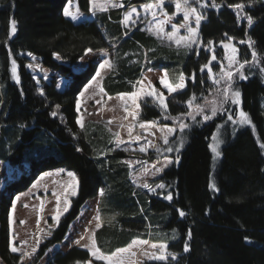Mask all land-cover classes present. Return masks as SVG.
<instances>
[{"label": "trees", "instance_id": "trees-1", "mask_svg": "<svg viewBox=\"0 0 264 264\" xmlns=\"http://www.w3.org/2000/svg\"><path fill=\"white\" fill-rule=\"evenodd\" d=\"M68 1L0 0V160L29 166L0 195L1 261L23 264L9 250L8 217L14 198L41 174L66 168L78 178L77 196L29 264H38L49 247L62 242L83 205L97 196L100 225L94 241L103 255L139 239L163 243L167 255L176 257L142 264H264V0H191L188 8L202 20L199 47L194 49L165 45L141 24L124 28L126 9L159 0H120L124 6L97 12L81 23L64 17ZM78 2L88 14L90 0ZM165 8L173 14L172 6ZM229 39L240 64L251 67L254 58L257 64L245 68L243 78L236 77L237 70L228 79L239 91L241 111L251 125L224 128L221 158L214 167L210 141L225 121L224 112L186 119L188 128L182 133L176 123L215 89L213 79L219 78L224 64L221 44ZM102 51L110 58L101 79L108 96L134 92L147 71H164L173 84L185 78V89L168 96L165 109L152 97L139 103V121L177 131L147 155L149 161L173 160L149 184L164 185L155 194L130 180L127 159L145 156L117 148L116 134L105 122L77 126L76 99L97 64L88 62L80 71L73 68L87 52ZM25 52L70 77L66 88L56 90L52 80L39 91L21 55ZM212 56L216 61L210 63ZM212 181L217 192L211 189ZM88 260L87 251L74 247L57 252L47 264Z\"/></svg>", "mask_w": 264, "mask_h": 264}, {"label": "rangeland", "instance_id": "rangeland-1", "mask_svg": "<svg viewBox=\"0 0 264 264\" xmlns=\"http://www.w3.org/2000/svg\"><path fill=\"white\" fill-rule=\"evenodd\" d=\"M191 0H159L138 8L130 7L124 11L122 24L124 28L134 29L139 24L144 30L155 36L165 45L175 48L194 49L199 47V28L202 20L193 9L188 8ZM166 4L173 7V14H168ZM124 6L120 0H90L89 13L81 11L78 0H69L63 9L64 17L74 23H81L92 19L97 12L112 7ZM224 52V64H221L219 78L213 79L215 89L212 90L204 101L196 106L192 104L191 111L187 116L181 117L176 130L183 132L188 128L186 119L194 120L202 116L207 119L218 112H224L225 121L220 124L214 132L211 141V152L214 167L221 158V148L224 143V128L250 126L248 117L240 108L239 91L228 84L232 73L237 78L244 77V69L255 67V58L251 67L240 64L238 50L232 39L221 44ZM213 50V48H211ZM28 60L27 69L42 91L52 80H55V89L63 91L69 83L70 77L61 76L58 71L44 67L38 57L30 53H22ZM212 56L210 63L215 62ZM88 62L97 64V70L76 101L77 119L76 123L81 128L88 121L105 122L111 131L116 134V146L120 144L123 149L135 148L144 158H128L127 162L141 170L139 173H150L151 178L162 173L172 163L171 158L149 161L148 153L158 150L157 145L166 144L177 132L174 127L158 126L154 122H143L138 120L139 103L146 97L154 100L166 108V98L185 89V78L181 76L176 84L170 81L164 71H147L142 73L134 92L130 94H119L108 96L102 90L101 79L110 68V58L106 52H87L73 68L80 71ZM245 69V70H246ZM209 70V67H208ZM15 71V68H14ZM232 72V73H231ZM264 78V72L261 71ZM209 113V114H206ZM108 121L110 123H108ZM145 129V131H143ZM181 139V138H179ZM136 145V146H135ZM154 147H151L153 146ZM153 150L147 151L148 148ZM146 149V151H144ZM131 152V151H130ZM142 166V167H141ZM149 166V167H147ZM150 166H153L150 168ZM28 164H11L0 160V195L5 192L9 182L15 180L22 174L28 172ZM148 169V170H147ZM58 177L49 178L48 192L42 193L44 181L38 182L32 189L21 192L18 204L9 211V250L21 257V263L29 264L35 257L39 246L50 237L61 219L69 211L71 200L77 196L78 178L75 173L66 168H59ZM147 171V172H146ZM155 181V180H153ZM146 183L153 194L162 191L164 185L157 183L153 186ZM211 189L217 192L212 181ZM146 190V189H145ZM33 196L31 197V195ZM170 200V196H165ZM97 198L91 199L82 207L78 217L70 224L62 242L57 247H49L38 264H47L57 252L66 253L72 248L90 251L89 260L84 264H142L149 261H175L176 257L167 255L166 245L163 243H151L143 240H135L132 245L121 249L112 255H103L96 248L94 233L99 227V218L95 204ZM12 207V206H11ZM96 249V251L93 250ZM0 264H4L0 259Z\"/></svg>", "mask_w": 264, "mask_h": 264}, {"label": "crops", "instance_id": "crops-1", "mask_svg": "<svg viewBox=\"0 0 264 264\" xmlns=\"http://www.w3.org/2000/svg\"><path fill=\"white\" fill-rule=\"evenodd\" d=\"M85 87H86V86H85ZM85 87H84V88H85ZM84 88H83V89H84ZM83 89H82V91H83ZM82 91H81V92H82ZM80 94H81V93H79V95L77 96V98L80 96ZM76 101H77V99H76ZM108 123H110V122L108 121ZM140 123H143V122H140ZM77 126H78V125H77ZM78 127H79V126H78ZM79 128H80V127H79ZM143 131H145V129H143ZM135 146H136V145H135ZM116 147L119 148V149H123V148L120 146V144H118V146H116ZM151 147H154V145L151 146ZM151 147L147 149L148 152H149L150 150H153V148H151ZM133 149H135V148H126V149H123V150H128V151H131V152H132ZM144 151H146V149H145ZM135 152L142 153V152H140V150H135ZM127 163L130 165L129 162H127ZM141 167H142V166H141ZM147 167H149V166H147ZM152 167H153V166H150V168H152ZM130 168H131V176H130V180H131V182H132L136 187L146 189L149 193L153 194L152 191H150L149 188L147 189V187H145L144 185H145L146 183L150 182V181L156 180L158 177H160V175H161L162 173H158L155 177L151 178L150 176L152 175V171H150V173H149V172H148V173H144V172H143V174H140L139 172H140L141 170H138V169H137L138 167L133 166V165L131 164V165H130ZM147 170H148V169H147ZM58 171H60L59 168L41 174V175H40V176H39V177L33 182V184L31 185V187L29 188V190L32 189V188L34 187V185H37L38 182H41V181H44V180H45L46 183H44L45 185H44V188L42 189V191H43L42 193H44V192H48V189H49V184H48L49 181H48V180H49V178H50L51 176H52V177H58V176H59ZM146 172H147V171H146ZM77 190H78V187H77ZM23 193H24V192H23ZM23 193L18 194V195L14 198L13 203H12V207H11V210L14 208V206H16V205L18 204L19 197H20L21 195H23ZM32 196H33V194L31 195V197H32ZM96 198L99 199V196H97ZM97 202H98V200H97ZM97 202H96V204H95V209H96V207H97ZM86 203H88V201H87ZM86 203H85V204H86ZM85 204H84V205H85ZM84 205H83V207H84ZM133 242H134V241H133ZM133 242H132L130 245H132ZM130 245H129V246H130ZM57 246H58V245L55 244V246H53L52 248L57 247ZM129 246H128V247H129ZM9 247H10V245H9ZM94 249H95V248H93V250H94ZM85 251H87V250L85 249ZM94 251H96V249H95ZM88 252L90 253L89 250H88Z\"/></svg>", "mask_w": 264, "mask_h": 264}]
</instances>
